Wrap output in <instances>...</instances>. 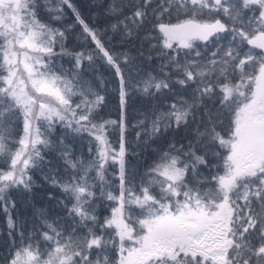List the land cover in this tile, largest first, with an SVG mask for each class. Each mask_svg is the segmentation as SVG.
<instances>
[{
	"label": "snow or ice",
	"instance_id": "6c2138e0",
	"mask_svg": "<svg viewBox=\"0 0 264 264\" xmlns=\"http://www.w3.org/2000/svg\"><path fill=\"white\" fill-rule=\"evenodd\" d=\"M0 264H264V0H0Z\"/></svg>",
	"mask_w": 264,
	"mask_h": 264
}]
</instances>
